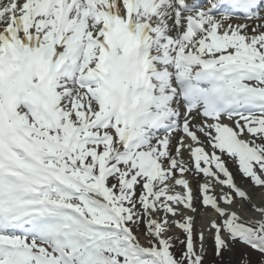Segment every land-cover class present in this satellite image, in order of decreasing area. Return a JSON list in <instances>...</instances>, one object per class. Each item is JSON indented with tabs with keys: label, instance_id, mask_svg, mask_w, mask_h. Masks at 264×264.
Segmentation results:
<instances>
[{
	"label": "snow or ice",
	"instance_id": "obj_1",
	"mask_svg": "<svg viewBox=\"0 0 264 264\" xmlns=\"http://www.w3.org/2000/svg\"><path fill=\"white\" fill-rule=\"evenodd\" d=\"M209 242L264 264V0H0V264Z\"/></svg>",
	"mask_w": 264,
	"mask_h": 264
},
{
	"label": "rangeland",
	"instance_id": "obj_2",
	"mask_svg": "<svg viewBox=\"0 0 264 264\" xmlns=\"http://www.w3.org/2000/svg\"><path fill=\"white\" fill-rule=\"evenodd\" d=\"M208 260H213V256H212V253H211V244H210V242H209V254H208L207 258H206V261H208ZM206 261H205V263H206Z\"/></svg>",
	"mask_w": 264,
	"mask_h": 264
}]
</instances>
